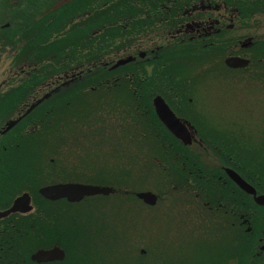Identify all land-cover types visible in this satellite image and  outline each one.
<instances>
[{
  "label": "flooded vegetation",
  "instance_id": "1",
  "mask_svg": "<svg viewBox=\"0 0 264 264\" xmlns=\"http://www.w3.org/2000/svg\"><path fill=\"white\" fill-rule=\"evenodd\" d=\"M69 1L49 0L44 14L53 19L82 14L70 11ZM116 5L121 42L111 60L99 63L115 72L95 78L114 82L115 93L130 102L134 96L148 98L152 137L163 146L162 158L175 159L176 184L160 188L158 218H151V206L136 195L84 198L80 220L71 217L68 200H46L40 188L69 183L72 157L30 153L22 137L37 127L40 111H67L69 88L85 69L54 73L59 68L52 67L41 85L35 75L38 52L24 57L20 47L17 59L2 60L9 62L0 84V214L24 194L30 201L20 203L26 211L0 217V264H264V205L228 173L249 184L256 196L264 195V0H115ZM4 24L10 26L2 22L0 27ZM64 50L69 52V46ZM68 55H54L56 65H69ZM230 59L246 65L231 67ZM141 74L148 86L137 91L133 83ZM28 83L34 89L21 88ZM156 96L173 111L189 144L158 119L152 105ZM48 102L52 106H42ZM172 144L177 146L173 153L167 147ZM81 157L101 167L94 176L86 172L89 178H101L103 166L105 172L111 168L107 177H114L112 155ZM82 184L100 185L92 179ZM109 197L112 201L92 202ZM78 221L79 233L72 234ZM154 223L160 225L156 237Z\"/></svg>",
  "mask_w": 264,
  "mask_h": 264
},
{
  "label": "trees",
  "instance_id": "2",
  "mask_svg": "<svg viewBox=\"0 0 264 264\" xmlns=\"http://www.w3.org/2000/svg\"><path fill=\"white\" fill-rule=\"evenodd\" d=\"M16 1L0 0V23L10 24L8 28L0 29V57L15 59L17 50L23 47V56L30 58L36 50L38 68L35 75L41 85L48 82L52 67L59 68L54 73H61L63 68L74 74L86 69L84 76L75 83L79 84L70 89L67 111H40L37 127L23 135L22 147L39 156L67 154V147L72 154L111 153L117 160V167L113 168L114 177H107L111 168L105 172L106 167L103 166L101 178H89L86 173L89 168L99 171L101 167L97 168L79 156L71 158L69 181L82 183L85 179H92L100 185L112 187L118 196L132 197L138 191H156L155 188L162 183L175 185L176 161L174 158H162L163 146L152 137L155 128L149 125L147 118L151 114L146 110L151 106L148 98L134 96L130 102L127 96L115 93L118 86L114 82L105 77L95 78V75L115 72L106 71L99 64L111 60L114 57L112 53L121 42L117 38L121 29L117 20L121 14L118 13L119 7L114 6L115 0H82V12L80 1L70 0V11L77 10L82 14L60 15L55 19L44 14L43 9L49 0H25L28 3L26 7L16 6ZM59 25L62 30L56 31L54 27ZM116 27H119L118 31H115ZM64 45L69 46V52L64 50ZM63 54H69L70 64L56 65L58 61H54V55L62 59ZM146 82L144 74L137 76L134 90L147 89ZM123 84L127 87V82ZM21 88L34 89L30 83ZM42 106L50 107L52 104L48 102ZM73 107L75 110H71ZM130 114L132 123L128 124ZM56 116L61 119L56 121ZM167 147L172 148V153L177 148L175 144ZM123 187L136 190L124 191L121 190ZM77 205L71 204V217L80 220L82 213H74ZM121 205L122 200L119 199L118 207ZM72 227V234H78L80 222Z\"/></svg>",
  "mask_w": 264,
  "mask_h": 264
},
{
  "label": "water",
  "instance_id": "3",
  "mask_svg": "<svg viewBox=\"0 0 264 264\" xmlns=\"http://www.w3.org/2000/svg\"><path fill=\"white\" fill-rule=\"evenodd\" d=\"M131 59L128 58L126 60H120L115 64L112 69H115L121 65H124L128 63ZM227 64L231 67H242L245 66L246 63L240 62L239 59H230L227 61ZM47 98V97H45ZM43 100V99H42ZM42 100L38 101L40 103ZM153 104L155 107L156 114L158 115L159 119L164 123V125L179 139H181L185 144H189L191 141H186L183 137V135L180 134V128L178 126V120L176 119L173 112L170 110V108L167 106V104L164 102V100L157 96L153 100ZM17 122V121H16ZM16 122L10 123L7 130L10 129L12 126L15 125ZM230 173V177L248 194H251L254 196V200L256 203L264 205V195L256 196L255 190L249 186L247 183H245L238 175L235 173L228 171ZM113 190L108 187H99V186H92V185H83V184H64V185H55V186H49L42 188L40 190V193L49 200H58L62 198H66L71 203L80 202L84 197L87 196H95V195H108L112 193ZM140 199H142L145 203L149 205H155L157 201V197L152 194L151 192H142L137 195ZM30 199L27 194L17 198L14 202V205L12 208L3 214H0L1 216H4L5 214H8L10 212H16V211H26L24 207L21 206L20 203L27 202L29 203ZM43 253H39V255H42Z\"/></svg>",
  "mask_w": 264,
  "mask_h": 264
},
{
  "label": "rangeland",
  "instance_id": "4",
  "mask_svg": "<svg viewBox=\"0 0 264 264\" xmlns=\"http://www.w3.org/2000/svg\"><path fill=\"white\" fill-rule=\"evenodd\" d=\"M255 22H258V21H256L255 20ZM263 22H264V19H263ZM256 34L258 33V32H255ZM8 60H4V61H2V63L0 64V84H1V82L7 77V75H8V72H7V69H8ZM76 82H74V83H72L71 84V87L69 88V89H72V88H74L75 89V87L79 84V83H77V84H75ZM80 108V107H79ZM71 110H75V107H73V108H71ZM66 153L67 154H69L71 157H72V159H77V158H79V156H82V155H85V154H75V153H71L70 151H69V147H67V149H66ZM94 154H96V155H102V154H105V153H100V152H95ZM94 154H91V155H94ZM114 166H115V164H114ZM97 170H95L94 169V167L92 168V170L91 171H89V174H90V176H94V173L96 172ZM71 173V172H70ZM103 174V173H102ZM99 179V178H98ZM68 180H70V176H69V179ZM150 182V181H149ZM148 183V182H147ZM164 185H166L165 183L163 184H161V185H159V186H157L156 188H155V190L158 192V193H160V188L162 187V186H164ZM149 187V186H148ZM153 192H155L154 190H152ZM156 193V192H155ZM94 201H100V202H108V201H112L111 200V198L109 197V198H104V199H94V200H92V202H94ZM116 203H118V202H116ZM82 201H81V203H79L78 205H77V207H75V209L74 210H77V211H74V213L76 212L77 214L78 213H82ZM123 206L121 205V207H119L120 209L122 208ZM94 208H96V207H94ZM160 204L159 205H156L153 209H151V214H150V216H151V218H158L159 217V211H160ZM72 212V211H71ZM78 219V218H77ZM155 227V228H152V230L153 231H155L156 232V235H155V237L156 236H158V234H159V231H160V228H159V224L158 223H154L153 225H152V227Z\"/></svg>",
  "mask_w": 264,
  "mask_h": 264
}]
</instances>
